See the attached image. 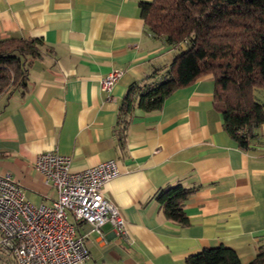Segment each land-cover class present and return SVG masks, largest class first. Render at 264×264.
I'll return each instance as SVG.
<instances>
[{
    "label": "crops",
    "instance_id": "1",
    "mask_svg": "<svg viewBox=\"0 0 264 264\" xmlns=\"http://www.w3.org/2000/svg\"><path fill=\"white\" fill-rule=\"evenodd\" d=\"M141 1L150 0H0V41H42L27 86L0 94V173L32 203L51 204L58 190L35 167L40 153L70 156L73 171L117 161L120 174L104 194L129 235L107 222L101 237L79 223L86 264H186L221 244L248 263L264 252V122L242 148L214 103L212 74L178 88L158 110L139 107L141 89L161 81L179 52L148 29ZM114 69L123 73L107 91L101 81ZM256 95L264 103V89ZM177 184L194 189L186 224L169 219L156 199ZM0 253L13 255L1 245Z\"/></svg>",
    "mask_w": 264,
    "mask_h": 264
},
{
    "label": "trees",
    "instance_id": "2",
    "mask_svg": "<svg viewBox=\"0 0 264 264\" xmlns=\"http://www.w3.org/2000/svg\"><path fill=\"white\" fill-rule=\"evenodd\" d=\"M148 29L179 49L164 78L141 89L138 106L158 110L178 88L212 74L214 103L228 132L239 145L251 147L264 122V0H150L141 1ZM40 39L8 38L0 41V94L28 84L30 58L41 52ZM134 89L125 107L134 104ZM194 189L177 184L159 190L156 199L165 215L188 223L184 205ZM186 264H264V252L243 263L226 245L205 247L186 258Z\"/></svg>",
    "mask_w": 264,
    "mask_h": 264
},
{
    "label": "built area",
    "instance_id": "3",
    "mask_svg": "<svg viewBox=\"0 0 264 264\" xmlns=\"http://www.w3.org/2000/svg\"><path fill=\"white\" fill-rule=\"evenodd\" d=\"M123 71L114 69L101 81L110 91ZM72 158L56 150L40 153L35 167L58 190L51 204H34L10 173H0V245L18 264H86L90 257L79 223H90L103 237L109 222L122 237L129 235L119 208L104 194L105 184L120 174L115 159L79 171Z\"/></svg>",
    "mask_w": 264,
    "mask_h": 264
},
{
    "label": "rangeland",
    "instance_id": "4",
    "mask_svg": "<svg viewBox=\"0 0 264 264\" xmlns=\"http://www.w3.org/2000/svg\"><path fill=\"white\" fill-rule=\"evenodd\" d=\"M0 264H18L15 257L13 255L5 256L0 253Z\"/></svg>",
    "mask_w": 264,
    "mask_h": 264
}]
</instances>
